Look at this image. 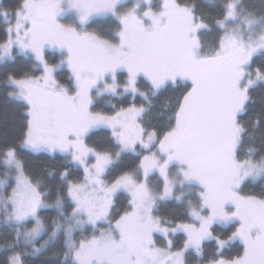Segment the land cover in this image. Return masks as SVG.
<instances>
[{
  "label": "snow or ice",
  "instance_id": "6c2138e0",
  "mask_svg": "<svg viewBox=\"0 0 264 264\" xmlns=\"http://www.w3.org/2000/svg\"><path fill=\"white\" fill-rule=\"evenodd\" d=\"M0 24V264H264V0H0Z\"/></svg>",
  "mask_w": 264,
  "mask_h": 264
},
{
  "label": "trees",
  "instance_id": "16d2710c",
  "mask_svg": "<svg viewBox=\"0 0 264 264\" xmlns=\"http://www.w3.org/2000/svg\"><path fill=\"white\" fill-rule=\"evenodd\" d=\"M197 3H202V0H196ZM5 4H14L15 0H4ZM2 24H0V37L3 35L2 31ZM257 99L259 98L260 92H257ZM7 111L8 116H9V121L11 122L14 119L15 116V108L12 105H7L5 104L4 101V93L2 89H0V119L3 118L4 112ZM6 129L4 128L3 124H0V135H3L5 133ZM8 132L12 131L11 126L7 129ZM25 159L28 163V167L30 170H34L35 168H43V167H59L60 162L55 161L53 162L52 160H42V159H34L30 155L25 154ZM125 163H129V161H126ZM0 173H2V169H0ZM0 179H3L2 174H0ZM3 233H0V243L3 242L4 239ZM51 255V253H46L44 256L38 257V258H29V264H43L45 260L48 259V257ZM3 258V254H0V259Z\"/></svg>",
  "mask_w": 264,
  "mask_h": 264
}]
</instances>
